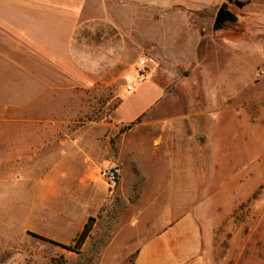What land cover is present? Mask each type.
<instances>
[{
	"label": "crops",
	"instance_id": "obj_1",
	"mask_svg": "<svg viewBox=\"0 0 264 264\" xmlns=\"http://www.w3.org/2000/svg\"><path fill=\"white\" fill-rule=\"evenodd\" d=\"M227 2L0 0V199H6V203L13 201L15 193L28 192L29 186L45 185L48 181L58 186H77L78 180L88 181L106 167L107 164H76L78 136L88 133L85 127H78V94L86 95L98 85L108 87L122 70L125 56L139 42L122 24L134 25L142 16L150 24H157L160 18L184 16L188 43L181 57L193 58L181 59L177 66H195L204 72L203 58L208 52H221L222 40L227 39L229 47L237 45L236 33H224L222 25L226 22L216 21L218 11ZM259 2L251 0V9H262ZM228 13L233 17L229 23L235 25L240 21L238 15ZM141 44L148 48V63L155 68L165 66L172 58L168 53L162 54V43L157 37L139 42L135 48L140 50ZM121 102L115 110L120 125L135 121L154 104L124 118ZM189 119H193L192 115L151 122L157 128L149 131L154 136L149 154H161L158 181L155 177L157 188L146 200L152 202L148 208L155 219L137 237L131 264H249L245 261L247 254H235L233 238L227 242L215 240L210 226L206 228L200 217L214 184L222 186L221 191L230 185L227 195L220 192L218 199L234 207L247 199L248 193H242L239 186L253 184L250 172L252 164L257 163L253 161L254 154L258 164L264 165V155L256 153L264 143V124L254 132L249 120L243 122L240 130L248 129L245 145L230 155L227 163L218 159L214 172L224 164L240 166L233 169L231 176L218 177L213 173L208 176L204 164L191 166L184 156V164L178 160L179 148L191 149L189 138L197 137V151L207 152L208 143L204 141L209 142V132L200 128L192 136ZM139 125L144 124L136 123L122 133L121 145L125 146L127 141V146L118 156L123 173L118 192L125 201H143L145 194L138 166L142 164V154L134 151L131 139L140 133L141 145L144 142ZM214 135L212 132L213 138ZM212 148L216 151L214 145ZM97 184L102 186L101 181ZM259 261L264 264V257Z\"/></svg>",
	"mask_w": 264,
	"mask_h": 264
},
{
	"label": "rangeland",
	"instance_id": "obj_2",
	"mask_svg": "<svg viewBox=\"0 0 264 264\" xmlns=\"http://www.w3.org/2000/svg\"><path fill=\"white\" fill-rule=\"evenodd\" d=\"M227 1L226 10L238 15L240 21L235 25L228 21L220 24L226 22L222 25L224 33H236L237 45L232 48L227 39L222 40L221 52L215 55L208 52L203 58L206 59L204 72L195 66H177L181 59L193 58L181 57L188 43L184 16L160 18L157 24H150L142 16L136 24L122 26L133 32L139 42L157 37L162 43V54L168 53L172 58H168L165 66L155 68L148 63V48H142L141 44L140 50L136 49L139 45L136 42L125 56L122 70L115 74L108 87L98 85L86 95L78 94V127H85L88 133L78 136L76 164L104 165L113 161L122 169L118 156L127 146V141L125 146L121 145L122 133L136 123L144 124L139 125L144 132L142 145L140 133L131 138L134 151L142 154V164L138 166L145 192L143 201H125L118 192L120 182L114 190L106 189L101 170L88 181L78 180L77 186H58L51 181L29 186L28 192L15 193L13 201L6 203V199H0V264H131L137 237L142 236L147 224L155 219L148 208L152 202L146 200L157 188L155 177L160 173L161 154H149V144L154 139L149 131L157 128L151 122L168 118L180 120L192 115L193 119H189L191 135L197 134L200 128L209 132V142L204 141L208 143L207 152L197 151V137L189 138L191 149H178L181 164H184V156L191 166L204 164L208 176L213 173L218 177L231 176L233 169L240 166L224 164L214 172L218 159L226 162L245 145L248 129L240 130L245 120L252 123L254 132L260 131L259 125L264 124V22L260 23L264 21V0H260L262 9L258 10L251 9V0ZM243 5L245 7L241 8ZM248 19H253V23ZM139 59L148 66L145 78H138L134 71ZM130 84L136 89L127 94L124 89ZM120 102L124 118H131L147 105L154 104L135 121L120 125L115 115ZM256 153L264 155V143ZM256 158L254 154L253 161L257 163L252 164L250 172L253 184L239 186L242 193H248L247 199L234 207L218 199L220 192L227 195L230 185L221 191L222 186L214 184L200 217V222L207 224L206 228L210 226L215 240L233 238L235 254H247L245 261L249 264H260L259 260L264 257V165L258 164ZM241 159L242 164L246 163L244 157ZM89 217L93 218L92 229L77 249L67 250L32 235L73 245Z\"/></svg>",
	"mask_w": 264,
	"mask_h": 264
},
{
	"label": "built area",
	"instance_id": "obj_3",
	"mask_svg": "<svg viewBox=\"0 0 264 264\" xmlns=\"http://www.w3.org/2000/svg\"><path fill=\"white\" fill-rule=\"evenodd\" d=\"M135 74L138 78H145L148 74V66L144 62V60L139 59L135 63L134 68ZM134 85H127L125 87V92H133ZM101 177L103 178L108 190H114L117 188L120 177H121V167L119 164L111 161L108 162L106 167L101 172Z\"/></svg>",
	"mask_w": 264,
	"mask_h": 264
},
{
	"label": "trees",
	"instance_id": "obj_4",
	"mask_svg": "<svg viewBox=\"0 0 264 264\" xmlns=\"http://www.w3.org/2000/svg\"><path fill=\"white\" fill-rule=\"evenodd\" d=\"M231 1V0H230ZM92 224H93V218L89 217L84 226L82 227L80 233L78 234L77 238L74 240L73 245H67V244H62L57 241L51 240L49 238H46L44 236L38 235V234H32L34 237H37L41 240L47 241L49 243H52L53 245H56L58 247L67 249V250H73L79 248L87 239L89 236V233L92 229Z\"/></svg>",
	"mask_w": 264,
	"mask_h": 264
},
{
	"label": "flooded vegetation",
	"instance_id": "obj_5",
	"mask_svg": "<svg viewBox=\"0 0 264 264\" xmlns=\"http://www.w3.org/2000/svg\"><path fill=\"white\" fill-rule=\"evenodd\" d=\"M218 16H216V21L218 23L222 22V21H232L233 17L231 15L228 14V11L226 10V8L222 7L219 11H218Z\"/></svg>",
	"mask_w": 264,
	"mask_h": 264
},
{
	"label": "water",
	"instance_id": "obj_6",
	"mask_svg": "<svg viewBox=\"0 0 264 264\" xmlns=\"http://www.w3.org/2000/svg\"><path fill=\"white\" fill-rule=\"evenodd\" d=\"M229 14V13H228ZM219 14L217 13V16H218ZM230 15V14H229Z\"/></svg>",
	"mask_w": 264,
	"mask_h": 264
}]
</instances>
